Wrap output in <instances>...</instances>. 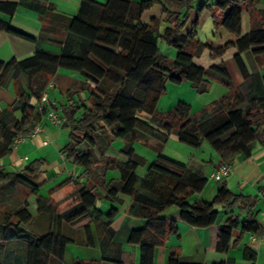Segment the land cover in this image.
<instances>
[{
    "label": "trees",
    "instance_id": "16d2710c",
    "mask_svg": "<svg viewBox=\"0 0 264 264\" xmlns=\"http://www.w3.org/2000/svg\"><path fill=\"white\" fill-rule=\"evenodd\" d=\"M26 1L35 3L39 10L43 31L65 35L59 42L63 46L59 54L36 49L23 59L0 60V89L9 87L14 95L11 104L0 106V159L12 152L11 145L18 136L27 134L55 108L58 126L69 128V141L59 151L66 160L84 167L86 181L59 207L49 202L50 192L47 196L40 194L38 179L44 157L13 171L0 165V199H6L15 187H23L34 197L39 213L37 218L32 216L27 197L0 210V264L7 263L5 242L10 240L22 242L18 252L25 253L24 264H64L67 244L78 242L74 225L87 217L110 236L119 212L114 206L106 211L99 209L96 202L102 198L120 203L121 196H130V211L138 207L147 219L145 227L131 229L128 237L129 242L139 244V264H155V248L176 231L174 220L157 217L170 206L179 209L183 221L197 227L211 226L221 211L227 213L216 235L219 252L237 245L240 236L232 241L235 228L241 234L259 232L256 195L235 193L220 180L211 201H191L204 189L207 177L190 175L187 165L159 154L140 179L137 168L145 165L146 159L136 153L133 144H148L149 138H155L160 147L175 129L179 141L195 148L207 141L222 163H232L239 155L250 154L252 142L264 143V95L255 93L254 80L249 79L254 74L249 73L243 58V53L250 51L256 64L264 67V0H214L198 8H206L215 25L235 36L231 42L236 48L234 60L244 78L238 89L203 107L198 117L191 116V106L182 101L166 112L157 110L167 82L188 81L199 94L207 92L213 80L227 88L232 86L224 61L207 67L194 61L207 47L196 38V24L190 32L183 31L194 0H80L74 16L57 11L50 0H21ZM18 4L0 1V11L11 16ZM155 4L161 7L163 16L144 21L143 13ZM244 13L249 17L246 33L242 32ZM161 21L166 26L160 31ZM0 30L36 40L12 27L8 20L0 19ZM159 40L176 48L174 58L160 51ZM228 47V43L210 47V57L214 60V56H222ZM59 70L74 76L61 91L59 104H42L41 95ZM261 81L264 84V75ZM144 115L158 121L161 130ZM117 139L122 144L116 151L124 159L108 153ZM109 170H117L118 178L107 179ZM235 207L243 216L232 213ZM83 231L90 245V227L85 226ZM244 257L255 259L249 247H245ZM72 264L100 263L77 259ZM166 264L196 263L182 262L171 251Z\"/></svg>",
    "mask_w": 264,
    "mask_h": 264
},
{
    "label": "crops",
    "instance_id": "0c3cea01",
    "mask_svg": "<svg viewBox=\"0 0 264 264\" xmlns=\"http://www.w3.org/2000/svg\"><path fill=\"white\" fill-rule=\"evenodd\" d=\"M0 1L19 2L15 12L11 16L0 11V19L8 20L10 25L15 29L36 38L35 41H32L5 30H0V60L6 61L12 57L23 59L33 54L36 49L47 50L55 54H59L62 51L63 46L59 42L64 39L65 34L61 31L58 33H51L45 32L41 29L42 21L39 17V10L34 5L35 3L29 1L24 3L21 2V0ZM50 1L57 11L67 16H74L77 13L80 4V0ZM97 1L103 2L104 0ZM213 2L214 0H194L189 12L188 21L183 30L185 33H188L196 24L195 35H197L198 29L205 27V25L209 23L212 25L211 36L213 39L210 38L205 41L200 40L201 42H204L207 47H205L198 56L194 57V61L204 67L213 63V59L210 57V47L223 46L228 43L229 47L227 50L230 49L231 57L233 59L236 54V48L231 44L235 39V36L221 26L215 25L210 12L206 8L198 10L200 5H203L204 3L212 4ZM162 16L161 7L158 4H155L143 13V20L148 21L151 17L161 18ZM161 22L166 25L164 21ZM162 23L160 26H162ZM248 30L249 17L244 13L242 16V32L246 33ZM226 51L222 56L226 54ZM246 53L252 55L250 51H245L243 53V58ZM215 60L218 62L220 58L217 57ZM249 73L253 74L251 71H249ZM71 75L74 76L72 72L59 70L54 79L56 82H59V80L62 82L63 78ZM249 79H253V76H250ZM243 82L244 78L242 76V79H240V85L243 84ZM211 86L212 82L209 89ZM54 87L55 84L52 88ZM253 88L255 93L258 94V88L254 84ZM57 95L58 94H55V96L51 98L49 94V100L58 104ZM222 96L223 95L220 97ZM220 97L216 99H219ZM216 99H212V101L207 105H204V107L210 106V104ZM6 100L7 98L0 96L1 106L3 102L5 103V106L11 104L14 100V95L12 94L9 96L8 102ZM37 125H40L42 130L41 133L25 142H21L16 149H12V152L8 155L7 159H2L3 163L0 162V165L5 169L9 166L11 170H6L13 171L27 165L28 163H24L28 162L32 155H35V157H33L34 159L38 156H45L44 158L46 159L48 155H50L52 162L44 163L41 167V174L38 179L41 184L40 194L42 196H47L46 193L42 192V185L46 184L48 181H53L54 185L48 188V191L50 192L48 195L49 202L60 207L73 198L77 193V189L83 184V179L81 181L76 180L74 178L75 173L72 171V166L66 164V159L61 153H56V150H59L60 148L59 145H50L51 141L49 137L53 138L54 136H59L58 132H51L49 125H55L46 118V115L41 117ZM50 134H53L54 136H51ZM44 140H48V144H43ZM147 142L152 147L157 144L155 138H149ZM249 148L250 154L247 156L242 154L239 155L235 161L231 163L229 174L222 180H224L228 188L235 193L252 196L256 195L258 197V201L254 208L255 216L260 224L259 232L255 233L257 238L252 240L251 232L241 234L240 229L235 228L232 232V241L240 236L237 245L230 247L226 252H219L216 250V235L219 225L226 221L228 217L227 213L221 211L217 222L211 226L197 227L183 221L180 218L179 209L176 206H170L159 212L157 217L164 220H174L176 223V231L170 232L164 239L163 243L155 248V264H166L168 255L171 251H175L180 260L185 263L218 264L223 262L224 264H264V238H262L264 237V192H261V188H264V143L255 141L249 145ZM196 150L199 152L200 146L197 147ZM197 152L195 154H197ZM42 154L45 155L43 156ZM194 156L196 159H191L187 165L190 168L188 174L205 176L208 178V182L201 192L191 198V201L195 198L211 201L220 187L222 180L215 181L210 179L209 176L222 162L218 155L211 151L208 156H204V154ZM145 164L147 165L146 171L141 177H139L140 179L145 176L150 163L148 164L146 161ZM118 175L119 174L116 170L115 176H113L109 170L107 172V179L118 178ZM78 176H81V174ZM61 177H63V179L56 183V180ZM61 182L65 183L58 187ZM27 199L29 201L28 208L30 209V206H33V210L30 209L32 216L37 218L39 213L37 211L34 197L28 193ZM121 199L122 201L120 203L110 201L106 198L98 199L96 202V206L104 211L108 210L111 206L118 209L119 216L113 224V230H111L110 236L107 234V230L102 228L100 224L95 223L91 217H87L74 225L78 235V242H70L72 246L69 247L68 244L70 243L67 244L63 255L64 264H72L73 261L77 259L99 261L100 264H139V244L129 242L128 237L131 229L145 227L147 219L142 217L138 207L130 211V205L132 202L130 196H121ZM216 208L220 209V205H217ZM232 213L243 216V212L236 207L233 209ZM85 226L90 227L93 237L90 245H87L85 242L83 231ZM5 245L7 247L5 257L7 263L4 264L25 263V253L21 254L18 252L19 249L21 250L22 242L10 240L5 242ZM245 247H249L254 253L255 259L252 260L244 257Z\"/></svg>",
    "mask_w": 264,
    "mask_h": 264
},
{
    "label": "rangeland",
    "instance_id": "374dc122",
    "mask_svg": "<svg viewBox=\"0 0 264 264\" xmlns=\"http://www.w3.org/2000/svg\"><path fill=\"white\" fill-rule=\"evenodd\" d=\"M162 23V22H161ZM162 23V26H160V31L165 27ZM212 25L207 24L205 27L198 29L197 33V39L205 41L206 39H213L211 36V29ZM158 46L160 51L166 55L168 58H174V55L176 54V48L171 47L167 45L165 42L159 40ZM218 56H214L213 63H217L215 60ZM222 57V58H221ZM220 60L218 62L224 61L231 80H232V86L230 88H227L221 83H218L217 81H212V86L208 90V92L205 93H197V91L191 86L190 82L184 81L180 84H175L171 82H167L166 88L164 93L159 98L158 104H157V110L159 112H166L170 109H172L179 101L186 102L191 106V116H199L201 114L202 108L204 105H207L209 102L212 101V99H216L220 97L221 95H225L230 92H234L235 89H238L240 87V79H242V74L240 73L234 59L231 57L230 49L226 51V54L224 56L219 57ZM244 61L249 71H251L253 75L254 85L258 88V94L264 95V84H262L261 77L262 74H264V67L258 66L253 58V56L250 53H246L244 55ZM73 76H69L66 78H61L62 82L59 80V82H56L55 79L51 80L55 87H49L47 88L48 94H50V97L53 98L55 94H58L57 102L59 104V101L62 99L61 91L64 90L65 86L69 85V81L71 80ZM12 95L11 89L9 87L0 89V96L7 98V102L9 99V96ZM11 99V98H10ZM3 100V99H2ZM4 101V100H3ZM1 106V104H0ZM2 107H5V103H2ZM145 119L149 121L151 125H153L157 130H161L160 124L156 120H152L147 115H144ZM51 128V132H58L59 136L55 137L53 134H50L51 136H54L53 138H50V145L58 144L61 148L69 141V128L62 127V126H52L49 125ZM36 138V137H35ZM157 143V142H156ZM122 144L121 140H115L112 143V147L109 149V154H113L118 159H124V156H122L120 153L116 151V149ZM135 151L137 154L143 156L147 163H151L154 161L157 156L160 154L164 157L170 158L174 161L183 163L185 165H188L189 161L191 159H196V156L204 154V156H208L209 152L215 153V151L211 148L209 143L207 141H203L200 145V151L197 152L195 147H192L186 143H183L179 141L177 137L176 130L173 129L171 133L169 134L167 140L162 143V145L159 147L157 144H155V147L150 146L149 144H144L140 141H135L133 144ZM20 149V148H19ZM210 150V151H209ZM27 151V150H26ZM197 152V154H195ZM56 153H60L59 150H56ZM43 156L45 154H42ZM8 155L1 158L0 162H2V159H7ZM35 157V155H32L28 162H25L24 164L29 163L32 161ZM45 157V156H44ZM36 158H40L39 156ZM45 163L52 162V158L50 155L46 158ZM66 164L68 166H72V171H74L75 176L74 178L78 181H81L83 179V183L86 181V177L84 176V167L78 164H75L69 160H66ZM8 163V162H7ZM6 164V162H5ZM146 164L139 166L137 168V174L139 177H141L145 171H146ZM7 170H9V166L6 167ZM11 170V169H10ZM117 171V170H116ZM110 172L115 176V170H110ZM118 172V171H117ZM81 176H78L80 175ZM63 179V177L56 180L60 182ZM48 181V180H47ZM54 185L53 181H48L46 184L42 185V192L48 194V188L52 187ZM28 191L23 187H15L12 193L8 194L6 199L2 200L0 199V210H4L6 205H14V202L17 204L21 202L25 197H27ZM4 201V203H2ZM30 209L33 210V206H30ZM72 246V244H68V247Z\"/></svg>",
    "mask_w": 264,
    "mask_h": 264
},
{
    "label": "built area",
    "instance_id": "2783aa9c",
    "mask_svg": "<svg viewBox=\"0 0 264 264\" xmlns=\"http://www.w3.org/2000/svg\"><path fill=\"white\" fill-rule=\"evenodd\" d=\"M53 86V82L50 81L48 82L46 89L44 90V92L41 95V103L42 104H49L50 100H49V94L47 92V88L52 87ZM46 118L55 126L59 125V119H58V110L55 108L50 109L48 112H46ZM41 127L40 125H36L33 129H31L27 134L18 136L14 142L12 143L11 147L12 149H16L18 147V145L21 142H25L28 139L38 135L39 133H41ZM48 140H44L43 144H48ZM231 170V163H220L210 174L209 178L215 181H220L223 178H225L229 172ZM257 238L255 233L251 234V239L255 240ZM264 238V237H262Z\"/></svg>",
    "mask_w": 264,
    "mask_h": 264
}]
</instances>
